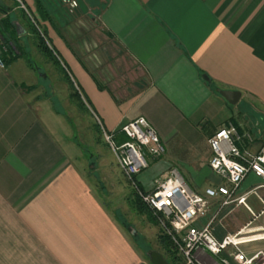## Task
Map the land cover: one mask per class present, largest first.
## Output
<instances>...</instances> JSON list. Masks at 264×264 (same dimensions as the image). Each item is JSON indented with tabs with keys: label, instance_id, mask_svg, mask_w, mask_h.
Returning <instances> with one entry per match:
<instances>
[{
	"label": "crops",
	"instance_id": "crops-1",
	"mask_svg": "<svg viewBox=\"0 0 264 264\" xmlns=\"http://www.w3.org/2000/svg\"><path fill=\"white\" fill-rule=\"evenodd\" d=\"M76 1L72 12L63 0H0V34L10 46L0 67V264H151L105 205L99 194L105 185L89 181L76 163L80 156L62 144L74 143L60 130L71 128L53 104L57 95L70 104L62 66L105 129L143 116L159 135L165 151L148 157L138 174L143 190L171 166L198 194L221 183L208 165L207 140L229 122L253 138L241 147L254 152L264 140V0ZM78 17L92 24L103 46L101 89L72 49ZM41 29L50 54L36 36ZM222 89L239 91V98L228 102ZM118 168L133 203L134 190ZM260 184L249 173L239 187L254 213L262 209L257 195L264 200ZM249 215L229 229L221 221L217 237L245 226ZM243 247L264 248V240ZM162 256L184 264L178 253L172 261Z\"/></svg>",
	"mask_w": 264,
	"mask_h": 264
},
{
	"label": "built area",
	"instance_id": "built-area-1",
	"mask_svg": "<svg viewBox=\"0 0 264 264\" xmlns=\"http://www.w3.org/2000/svg\"><path fill=\"white\" fill-rule=\"evenodd\" d=\"M69 3L71 7L75 4ZM9 51L10 46L0 35V67H4L3 56ZM99 127L135 194L153 213L184 264H264V248L248 251L243 247L264 240V200L251 190L262 203V209L254 213L246 202L247 193L239 195V187L249 173L259 177V186L264 187V140L253 152L239 145L244 139L253 141L249 133L240 134L231 122L219 127L207 140L211 149L208 165L222 182L206 187L201 195L189 188L174 166L156 177L150 190L139 186L137 176L149 166L148 157L159 158L165 151L159 135L143 116L115 130L109 131L101 123ZM117 134L126 139L118 141ZM238 205L251 214L250 221L235 232L217 237L216 226ZM258 219L260 224H252ZM200 253L207 257L206 262H200Z\"/></svg>",
	"mask_w": 264,
	"mask_h": 264
},
{
	"label": "rangeland",
	"instance_id": "rangeland-1",
	"mask_svg": "<svg viewBox=\"0 0 264 264\" xmlns=\"http://www.w3.org/2000/svg\"><path fill=\"white\" fill-rule=\"evenodd\" d=\"M67 2L68 4L63 0L62 5L66 6L68 11L70 8V10L74 12L75 7L77 6V1L74 4L75 7L70 6L69 0H67ZM74 23L76 29L73 36L75 37L69 34L71 31L67 32L68 38L69 35L72 36L69 38L72 39V49L76 51L77 58L83 61L90 71L98 76L97 79L100 84L105 87V63H103L102 56L100 55V53H103V46L97 37V31H94L92 29V24L84 18L78 17ZM43 34L46 37L45 32L41 29L39 35L44 37ZM43 44L48 46L51 52L53 51L51 46L52 43L47 37L43 40ZM56 55L57 54H54L53 56L56 58ZM56 59H58V57ZM59 66L61 67V65ZM59 66L57 65L55 69L58 70L60 68ZM60 69L59 71L61 72L62 77L68 75L69 71L66 67H63L62 70ZM112 82V84L117 86L115 79H113ZM66 83L67 88L71 90V96L68 98L70 104L66 103V101L62 103L58 95L53 101L55 108L59 110L62 118L71 128L70 132H68L67 127V131H65V127L64 129L60 128V130L64 131L67 135L70 133V136L73 137L72 142H74L70 144L63 140V146L68 147L69 150L80 156L79 162L76 163L79 167L84 168V173L89 181L97 185V187L101 183L105 185V192L104 190L99 192V194L105 199V205L108 207L112 215L118 219L117 221L120 224L122 223L121 225L127 236L141 247L144 255H147L150 250H157L168 259H171V261L173 258H177V251H175L174 257L163 247L159 239L160 233L164 232L163 228L159 224L150 225L149 219L144 211L137 208L135 202H130V204H128L126 201V196L129 195L131 189L126 184V180L117 166L114 153L102 137L98 116L88 106L82 94L79 92L76 82L71 79L70 76H68ZM62 86L65 88V85L62 84ZM73 92L77 95L73 96ZM63 93L65 94V90ZM80 101L85 109L81 106ZM103 166L105 167V175H102L100 170ZM134 207H136L141 214L135 211L136 209ZM115 209H119L121 215L120 213L114 212ZM249 218V213L243 207L237 209L234 208L230 214L222 219V222L224 226H227L229 229L233 224H244ZM132 230L134 231V234H131ZM138 234H143L145 237L140 238Z\"/></svg>",
	"mask_w": 264,
	"mask_h": 264
},
{
	"label": "trees",
	"instance_id": "trees-1",
	"mask_svg": "<svg viewBox=\"0 0 264 264\" xmlns=\"http://www.w3.org/2000/svg\"><path fill=\"white\" fill-rule=\"evenodd\" d=\"M35 31H36V36H37L38 40L40 41V43H39V44H40V47H42L47 53H49V48H48L46 45L43 44V40H44V38H45V35L43 34V35H44V38H43V36L39 35L38 30H35ZM0 35H1V34H0ZM1 36H2V35H1ZM3 40L6 42V40H5L4 37H3ZM9 52H10V51H9ZM49 54H50V53H49ZM6 55H8V53H6V54L3 56L4 59H5V56H6ZM66 78H68L67 75H66ZM94 80H95V82L97 83L98 88L101 89L102 86H101L99 80H98L96 77H94ZM76 95H77V94L73 92V96H76ZM78 98H79V97H78ZM80 104H81V106H83V104L81 103V101H80ZM83 108H84V106H83ZM84 109H85V108H84ZM98 130H99V129H98ZM116 139H117L118 141H123V140L126 139V137H124V136H120L119 138L117 137ZM134 193H135V192H134ZM135 195H136V194H135ZM134 202L136 203V207H137V208L148 211V210H147L148 208H147V207H146V206L140 201V199L138 198L137 195H136V198L134 197ZM148 217H149V219H150L151 221H153L154 224L158 225L157 219L155 218V216L153 215V213H152L151 211L148 212ZM159 239H160V241H161L163 247L166 248V250H167L169 253H171L172 255H174V257H175V251H176V250H174L175 248H173L174 246H173V244H172V242H171L169 236H168L166 233L162 232V233H160V235H159ZM146 256H147V255H146ZM147 257H148V256H147Z\"/></svg>",
	"mask_w": 264,
	"mask_h": 264
},
{
	"label": "water",
	"instance_id": "water-1",
	"mask_svg": "<svg viewBox=\"0 0 264 264\" xmlns=\"http://www.w3.org/2000/svg\"><path fill=\"white\" fill-rule=\"evenodd\" d=\"M219 94H221L228 102L235 103L236 100L239 98V91L236 90H228V89H222L219 91ZM132 234L134 231H131ZM147 256L151 262V264H170L160 252L157 250H150L147 253Z\"/></svg>",
	"mask_w": 264,
	"mask_h": 264
}]
</instances>
